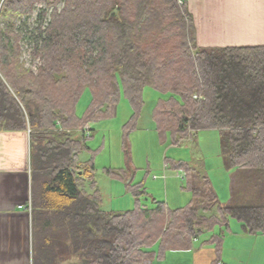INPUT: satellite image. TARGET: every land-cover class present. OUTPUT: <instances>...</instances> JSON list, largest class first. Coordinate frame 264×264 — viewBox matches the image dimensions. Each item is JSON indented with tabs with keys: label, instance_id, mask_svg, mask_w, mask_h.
Listing matches in <instances>:
<instances>
[{
	"label": "trees",
	"instance_id": "1",
	"mask_svg": "<svg viewBox=\"0 0 264 264\" xmlns=\"http://www.w3.org/2000/svg\"><path fill=\"white\" fill-rule=\"evenodd\" d=\"M38 1L53 12L47 27L46 13L40 15L33 36L34 56L45 59L37 74L14 67L12 38L0 34V127L27 131L32 152L42 144L32 153V179L40 183L43 203L60 213L72 256L80 264L158 260L166 255L163 244L174 247L200 235L218 207L249 235L264 236V48L201 50L187 0H5V17L31 13ZM14 56L18 60V49ZM147 88L164 96L153 110L163 139L179 144L200 130L220 132L226 166L241 174L237 181L251 203L221 207L210 179L177 162L173 167L186 173L185 190L193 194L187 207L167 211L156 202L119 214L101 209L94 173L102 149L92 150L86 133L75 139L72 132L108 121L111 106L125 100L133 109L124 126L127 139ZM86 93L91 101L79 114ZM84 152L92 158L82 164ZM104 172L138 201L147 196L128 171Z\"/></svg>",
	"mask_w": 264,
	"mask_h": 264
},
{
	"label": "crops",
	"instance_id": "2",
	"mask_svg": "<svg viewBox=\"0 0 264 264\" xmlns=\"http://www.w3.org/2000/svg\"><path fill=\"white\" fill-rule=\"evenodd\" d=\"M2 1L0 0V3ZM4 2L5 0L2 3V8ZM187 6L194 19L197 44L201 50L264 48V0H187ZM154 102L155 105L151 111V119H153L151 128L158 129L153 117V110L158 101ZM138 123L137 130H141L142 117ZM92 132V125H88L84 130L80 129L72 133L74 135L78 133L81 136L86 133L87 137H91ZM37 144L39 145H35V150L32 152L31 139L27 131H10L6 127H0V264H80V259L72 256L69 251L70 240L65 238L63 222L61 229L59 228L60 213L43 203L39 192L40 183L38 184V181L34 182L32 179V153L36 152V147L42 145ZM89 153L92 158L91 152ZM81 157L82 155L80 156L82 164L91 160L90 158L88 161L82 162ZM189 165L200 170L204 176L209 178L205 173V166L198 168L193 164ZM224 165L232 172L231 197L225 202H221L215 191L220 206L223 208L236 206L239 204L238 201L248 202L250 200L252 202L251 198L241 199V196L236 195V181L241 178V174H238L239 172L236 170L229 169L225 161ZM113 168L115 167L108 166L103 170ZM114 170L119 169L115 168ZM96 172L97 168L94 173V181L102 194L101 209L108 214H119L115 213V210L106 209L105 192L100 183L96 181ZM177 173L179 172L177 171ZM183 173L186 178V173ZM131 177L133 179V176ZM110 179L118 183L117 180ZM164 179H166L165 175ZM142 183L140 181L137 184ZM108 185L113 188V184ZM181 192L188 195L183 196V202H186L182 203L183 205H177L170 201L174 199L170 196L166 197L168 203L154 198L152 204L138 203L139 205L135 209L140 205L152 208L156 202H164L167 211L185 208L192 203L193 194L185 190L184 187L181 188ZM212 215L214 216L213 220L215 217H221V221L212 220L205 224L203 232L195 239H189L177 246L175 244L174 247H168L166 243L163 244L166 255L158 260L148 261L147 264H216L219 261L223 264H244L240 252L238 256H235L233 255L235 251L227 252L223 249H229L230 243L237 245L238 239H248V237H258L259 235H249L239 221L237 224L233 223V219L226 220L221 216L219 207L214 209L208 217ZM206 232L210 235L202 242V234ZM258 239L264 243V240ZM66 247L67 252L65 253ZM155 248L157 249L158 245H155Z\"/></svg>",
	"mask_w": 264,
	"mask_h": 264
},
{
	"label": "rangeland",
	"instance_id": "3",
	"mask_svg": "<svg viewBox=\"0 0 264 264\" xmlns=\"http://www.w3.org/2000/svg\"><path fill=\"white\" fill-rule=\"evenodd\" d=\"M3 1L0 3V34L12 38L13 48H9L11 50L9 55L15 62L14 67L17 65V68L30 70L37 74L44 65L45 59L43 53L34 56V51H32L34 47L33 36L38 34L36 28L39 26L38 18L40 15L46 13L43 26L47 27L52 19L53 9L48 6L47 2L38 1L34 4L31 13H25L22 16L17 15L10 21L5 17L6 6L2 8ZM16 48L20 53L18 60L14 56V52L17 51ZM144 98L145 105L141 112L142 129L137 130L138 123L136 130L129 134L127 139L124 138V126L129 121L133 109L125 100L111 106V116L108 121L92 124L93 132L87 144L92 150L103 149L96 155L95 163L97 168L96 181L100 183L105 192L106 209L115 210V213H124L135 209L139 205L138 203L152 204L154 198L168 203L166 197L170 196L174 198L170 201L177 205H183L182 203H186L183 202V196L188 195H184L181 188L187 187V180L183 170H177L179 173L175 171L173 165L177 162L193 164L198 168L205 166V173L208 174L221 202L229 199L231 197L232 172L225 167L221 156L219 132L213 129L200 130L190 136V139L182 140L179 144H172L170 136L163 139L157 128H151L153 120L151 119V111L155 105L154 101L157 102L164 96L154 89L147 88ZM90 101L91 95L86 93L79 105V114L85 111ZM73 136L74 138H81V134L78 133ZM90 158V153L84 152L81 160L86 162ZM180 159L181 161H179ZM166 165L167 168H165ZM108 166L128 171L133 176V179L130 176L133 185L140 181L143 182L144 188H147L145 190L149 194V196H145L147 199L142 197L140 201H137V198L126 188L124 183L113 182L103 170ZM164 169L167 170L164 171ZM164 175L166 179H164ZM110 183L113 184V188L108 185ZM235 191L236 195L241 196V199L248 198L243 194L247 190L245 191L239 181H236ZM238 203V205L248 204L247 201H238ZM233 223L239 224L236 220H233ZM233 227H235L234 224ZM202 235L203 242L210 234L206 232ZM258 238L264 240L262 235L238 239L239 245L230 243L229 249L223 250L235 251L233 253L235 256H238L240 252L244 264H264V243L260 242Z\"/></svg>",
	"mask_w": 264,
	"mask_h": 264
},
{
	"label": "built area",
	"instance_id": "4",
	"mask_svg": "<svg viewBox=\"0 0 264 264\" xmlns=\"http://www.w3.org/2000/svg\"><path fill=\"white\" fill-rule=\"evenodd\" d=\"M179 2H180L181 5H183V1L182 0H179ZM32 51H33V49H32ZM195 98H197V97H195ZM166 167H167V165H166ZM217 264H223V263L222 262H218Z\"/></svg>",
	"mask_w": 264,
	"mask_h": 264
}]
</instances>
